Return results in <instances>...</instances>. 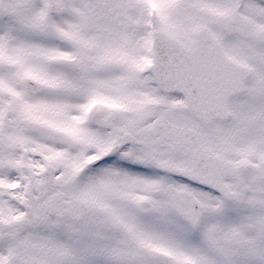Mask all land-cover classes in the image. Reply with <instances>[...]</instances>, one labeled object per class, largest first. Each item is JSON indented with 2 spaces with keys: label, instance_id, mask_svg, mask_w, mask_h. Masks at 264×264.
Instances as JSON below:
<instances>
[{
  "label": "snow or ice",
  "instance_id": "6c2138e0",
  "mask_svg": "<svg viewBox=\"0 0 264 264\" xmlns=\"http://www.w3.org/2000/svg\"><path fill=\"white\" fill-rule=\"evenodd\" d=\"M0 264H264V0H0Z\"/></svg>",
  "mask_w": 264,
  "mask_h": 264
}]
</instances>
